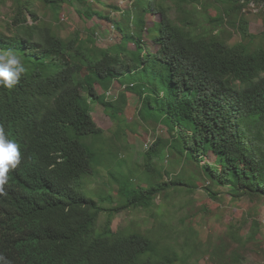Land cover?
Listing matches in <instances>:
<instances>
[{
  "label": "trees",
  "instance_id": "obj_1",
  "mask_svg": "<svg viewBox=\"0 0 264 264\" xmlns=\"http://www.w3.org/2000/svg\"><path fill=\"white\" fill-rule=\"evenodd\" d=\"M11 1V20L17 27L22 28L30 15L46 29L41 49L25 36H0L5 40L0 49L21 50L28 64L13 89L0 88V122L7 133L27 140L20 164L10 173L6 195H0V254L8 264H200L197 255L204 254L215 264H239V249L227 252V245L235 242L244 248L260 242L256 235L261 223L255 216L243 238L241 226L230 224L219 242L201 246L192 226L180 237L131 226L115 231L110 222L118 212L149 210L171 189L198 187L183 173L157 178L160 165L152 159L163 160L166 151L199 164L207 178L203 188L212 199L220 194L214 185L227 187L231 200L264 198V30L251 33L244 14L253 3L264 21V0H150L145 11L153 7L161 14L151 27L158 49L144 53L136 41L129 59L124 53L134 40L129 33L115 46L98 47L93 29L88 39L78 32L62 37L40 26L35 0ZM41 1L57 14L63 3L86 0ZM167 1L189 11L188 17L180 18L181 28L170 27ZM138 22L143 23V17ZM115 25L124 30L118 22ZM234 32L239 40L229 42L227 36ZM126 74L133 80L121 83V91L135 92L138 114L167 123L171 137H157L145 149L143 172L128 166L127 170L122 157L108 159L109 192L103 199L85 196L83 179L102 164L105 148L117 147L93 120L91 103L100 104L119 125L126 103L125 93L108 99L95 84L108 91ZM209 153L213 162L206 161ZM101 214L107 218L99 228Z\"/></svg>",
  "mask_w": 264,
  "mask_h": 264
},
{
  "label": "rangeland",
  "instance_id": "obj_2",
  "mask_svg": "<svg viewBox=\"0 0 264 264\" xmlns=\"http://www.w3.org/2000/svg\"><path fill=\"white\" fill-rule=\"evenodd\" d=\"M149 2L150 0H136L135 2H131V0L66 2L60 5L59 12L55 14L43 1L35 0L33 8L34 12L40 17V26L47 25L54 33L62 37L70 38L78 32L81 39H88L89 36L92 37L89 31L93 29L95 36L93 41L96 42L95 44L98 47L115 46L121 41L124 33L133 35L134 40L127 43L126 51H124L125 58L129 59L130 53L136 51V41L142 43L144 53H155L157 50L158 46L151 40L150 36L151 27L159 21V16L155 13H147L144 10V6L148 5ZM170 4L169 1L164 2V8L167 9L165 12L170 27L176 30L182 26L180 18L188 17L189 11L185 9L180 11ZM12 9L11 0H0V33L14 40L23 39V36H25L34 47L41 49L40 43L44 36L43 33L37 30V23L33 22L31 16L28 15L25 25L22 28L17 27L11 20ZM88 9L95 12L93 16L88 15ZM209 11L215 12L212 7L209 8ZM244 14L248 20V28L251 33L258 34L264 30V21L259 12V7L254 6L252 3L245 8ZM141 17L144 18L143 23L138 22ZM115 21L124 28L123 31L117 29ZM239 37V34L235 32L227 36L229 42H236ZM4 42V38L0 37V43ZM131 80H133L132 76L126 74L120 79L114 80L110 86L111 90L108 91L101 88L98 83L95 84L97 92L103 95L105 92V97H108V99L116 100L117 97L119 98L122 95L121 92L125 93L126 103L120 115V118L123 119L120 125L117 119L113 120L104 112L100 104L91 103L93 120L97 126L104 130V138L115 143L117 147L114 149L105 148L102 152L104 156H101L102 164L93 167L91 173L83 179L82 190L85 196L103 199V194L109 192L111 187L109 186L107 173L108 159L116 160L122 157L126 163V169L128 166L138 173L143 172L145 149L157 137L164 139L171 137L170 131L167 130V123L146 120L138 114L140 101L135 92L126 89L121 91V83H129ZM114 91L120 92L117 95ZM124 123H127L128 126H125ZM119 127H122L123 130H119ZM214 160V155L209 153L206 161L213 162ZM152 163L160 165V176L157 175V178L166 179L176 173H183V175L195 180L198 187L194 189H171L168 193L158 197L149 210L138 208L116 213L110 222L113 230H123L131 226L130 229L135 231L175 232L183 237L184 232L187 233L189 226H192L198 231L196 239L201 246V243L205 245L207 241L219 242L220 238H224V232L230 224L241 226L240 234L243 238L250 228L252 217L255 216L261 223L260 231L256 235V239L260 242L247 243L244 248L232 242V245H227V252L230 249L238 248L241 253L239 264H264V198L255 201L248 198L231 200L230 195L227 193V187L214 185L213 188L220 191V194L217 199H212L203 188L207 183V178L199 164L189 157L180 156L174 151L164 152L163 160H158L157 156H154ZM113 190L114 192L110 191V193L115 197L117 187L115 186ZM106 218V214H101L98 221L99 228L102 227L101 224ZM225 238L229 242V239ZM197 260L200 264H215L208 254L197 255ZM197 260L195 258L193 262Z\"/></svg>",
  "mask_w": 264,
  "mask_h": 264
},
{
  "label": "clouds",
  "instance_id": "obj_3",
  "mask_svg": "<svg viewBox=\"0 0 264 264\" xmlns=\"http://www.w3.org/2000/svg\"><path fill=\"white\" fill-rule=\"evenodd\" d=\"M135 1L136 0H131V2ZM144 10H146V5L144 6ZM150 12L151 14H157L160 21L161 14L157 13L155 8L152 7V11ZM43 29L46 28L38 26L37 30L42 33ZM2 35L4 34H0V36ZM150 38L152 39L151 36ZM21 54V50L15 53V51L12 49H0V88L9 90L13 89L19 83L22 76L26 73V66H28V64L26 61H24V58ZM109 90H111V88ZM26 142L27 140L22 136H20L19 140L12 136V134L7 133L3 123L0 122V195H6L5 187L8 184L10 173L13 171L12 169H15L20 164L22 158L21 148ZM0 264H8L7 259L2 254H0Z\"/></svg>",
  "mask_w": 264,
  "mask_h": 264
}]
</instances>
